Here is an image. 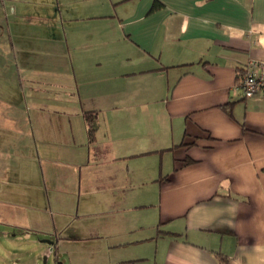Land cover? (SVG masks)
I'll use <instances>...</instances> for the list:
<instances>
[{"label":"crops","instance_id":"1","mask_svg":"<svg viewBox=\"0 0 264 264\" xmlns=\"http://www.w3.org/2000/svg\"><path fill=\"white\" fill-rule=\"evenodd\" d=\"M107 3L127 14L0 0V238L14 264H264V93L234 91L264 62V0ZM105 17L107 51L84 56L73 27ZM98 193L117 227H67Z\"/></svg>","mask_w":264,"mask_h":264},{"label":"rangeland","instance_id":"2","mask_svg":"<svg viewBox=\"0 0 264 264\" xmlns=\"http://www.w3.org/2000/svg\"><path fill=\"white\" fill-rule=\"evenodd\" d=\"M107 1L108 0H56L57 5L60 4V6H58L57 9H59L60 7H63L64 9H68L70 7L71 12L74 9L83 8L87 6L92 7L96 5H99V6L104 5L105 8L100 9V10L104 11L105 13L113 12L114 14L115 11H117L120 15L127 14V9L123 7L122 5H120L117 8H113V7H111V9L108 8L109 5ZM40 2H44V0H40ZM112 20L113 18H106V17L105 18H93V19H88V20H82L80 21L78 25L74 26L72 31L75 30L74 31L75 33L77 31L78 37L80 38L79 43H81L80 47L78 48V51L86 57L93 55V54H97L102 51L106 52L107 48L102 43L103 39L101 38V36L109 34V27L107 24L109 22H113ZM113 31H114L113 34L116 36L118 33L116 26L114 27ZM62 33H64L63 27H62ZM95 36L97 37L96 39H95ZM120 47H122V49L126 53L125 50H127V46L123 41L120 42ZM95 58H94V61H95ZM120 60H121V63H120L121 68L128 66L129 65L128 63H130L131 61V59L128 58V55L123 54V53H121ZM131 62H133V59ZM97 66L101 68V64H97ZM95 71L96 70L88 72L83 77V83L85 82V84L83 85L88 90H91L95 86L96 79L99 78V76L101 75L99 72H95ZM135 160H136L135 162L137 166H140L144 162V159L137 158ZM133 161L134 159L132 158L131 162ZM89 201H90V205L92 206V211L94 212V215H91L88 218H84V217L77 218L81 214H78L77 209H74L73 212H70V214L72 215L69 217L70 219L67 220L66 222L67 227L69 226L70 228H72V230H76V228L79 230L80 229L88 230V229H93V228L94 230H99L101 228L117 227L118 221L116 219L113 220L107 215L102 216L100 214L101 213L100 206L102 202L101 193H98L94 195L93 197H90ZM79 212L82 213L83 212L82 209ZM40 239H46V238H40ZM40 244H43V246H46V243L44 242H41ZM11 246H12V243L10 242L8 243L5 239L1 240L0 238L1 256L8 259L9 264H14L16 261V258H13L12 255H10L9 250L11 251ZM26 248L24 247L21 248L19 252H22V250H25ZM14 249L15 250L17 249V244L14 247ZM45 255L46 254H43L40 257L39 263L40 264H52L50 261L53 262L55 260L54 256L51 257V259L47 263ZM4 258L0 257V260H3ZM65 259H66V256H65Z\"/></svg>","mask_w":264,"mask_h":264},{"label":"built area","instance_id":"3","mask_svg":"<svg viewBox=\"0 0 264 264\" xmlns=\"http://www.w3.org/2000/svg\"><path fill=\"white\" fill-rule=\"evenodd\" d=\"M234 91L241 92L247 98L264 93V62L251 61L238 78Z\"/></svg>","mask_w":264,"mask_h":264},{"label":"trees","instance_id":"4","mask_svg":"<svg viewBox=\"0 0 264 264\" xmlns=\"http://www.w3.org/2000/svg\"><path fill=\"white\" fill-rule=\"evenodd\" d=\"M86 120L88 121V125H89L90 139L94 140L95 139V133L97 130V114L92 112V111H87L86 112ZM143 260H137V261H143Z\"/></svg>","mask_w":264,"mask_h":264},{"label":"water","instance_id":"5","mask_svg":"<svg viewBox=\"0 0 264 264\" xmlns=\"http://www.w3.org/2000/svg\"><path fill=\"white\" fill-rule=\"evenodd\" d=\"M44 242L52 243V240H50V239H45Z\"/></svg>","mask_w":264,"mask_h":264}]
</instances>
